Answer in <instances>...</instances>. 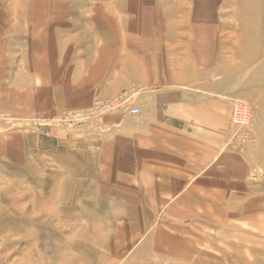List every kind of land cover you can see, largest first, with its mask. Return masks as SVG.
<instances>
[{
    "label": "rangeland",
    "instance_id": "374dc122",
    "mask_svg": "<svg viewBox=\"0 0 264 264\" xmlns=\"http://www.w3.org/2000/svg\"><path fill=\"white\" fill-rule=\"evenodd\" d=\"M118 1L0 0V56H31L38 38L68 29L74 35L88 27L95 31L99 7ZM139 1L158 16L156 32L164 40L159 38L154 51L172 56V63L174 56L200 55L205 81L219 84L220 98L230 106L226 146L243 155L250 197L243 205L221 202L223 215L210 225L165 221L163 214L156 220L127 219L100 195L83 147L75 152L51 132L82 136L94 109L106 101L47 123L0 117L1 137L27 132L24 143L6 142L11 156H0V264H264V0ZM195 6L204 19L198 28L191 27V17L186 29H175L173 22L183 13L192 16ZM242 43L240 54L235 48ZM234 101L250 109L245 126L230 120Z\"/></svg>",
    "mask_w": 264,
    "mask_h": 264
},
{
    "label": "crops",
    "instance_id": "0c3cea01",
    "mask_svg": "<svg viewBox=\"0 0 264 264\" xmlns=\"http://www.w3.org/2000/svg\"><path fill=\"white\" fill-rule=\"evenodd\" d=\"M139 2L99 7L95 31L88 27L74 35L68 29L48 40L36 38L31 56H0V117L47 123L98 101L127 99L138 115L106 112L89 117L80 137L58 128L52 136L75 152L83 147L114 213L210 225L223 215L221 202L243 205L252 189L243 155L226 146L230 106L220 98L219 84L205 81L200 56L186 53L172 63V56L154 51L164 40L156 32L158 16ZM196 6L190 17L181 12L175 29H186L191 17V27L198 28L204 19ZM20 132L24 136L16 139L0 136V156L12 155L8 140L24 143L27 132Z\"/></svg>",
    "mask_w": 264,
    "mask_h": 264
},
{
    "label": "built area",
    "instance_id": "2783aa9c",
    "mask_svg": "<svg viewBox=\"0 0 264 264\" xmlns=\"http://www.w3.org/2000/svg\"><path fill=\"white\" fill-rule=\"evenodd\" d=\"M100 107L94 109L95 115L104 114L115 110H125L130 116H135L140 113V109L128 107V100L118 97L102 103ZM250 109L242 102L234 101L230 111V120L233 124L245 126L249 123Z\"/></svg>",
    "mask_w": 264,
    "mask_h": 264
},
{
    "label": "bare ground",
    "instance_id": "6f19581e",
    "mask_svg": "<svg viewBox=\"0 0 264 264\" xmlns=\"http://www.w3.org/2000/svg\"><path fill=\"white\" fill-rule=\"evenodd\" d=\"M22 4H24V3H22L21 2V4H15L16 5V7H22V6H24V5H22ZM15 9V8H14ZM244 38V37H243ZM243 38L241 39V41L243 40ZM243 49H244V45H243V43L242 44H238V45H236V48H235V50H238L239 52H240V54H241V52L243 51ZM205 52V51H204ZM232 55L233 56H237V53H232ZM200 56V55H199ZM79 261L81 262V260H80V258H79ZM83 261V260H82ZM73 264H74V262H73ZM85 264V263H84Z\"/></svg>",
    "mask_w": 264,
    "mask_h": 264
}]
</instances>
